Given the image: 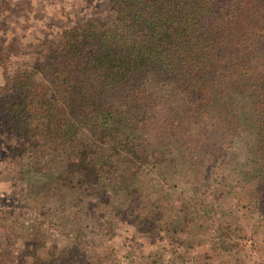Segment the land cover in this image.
Here are the masks:
<instances>
[{
    "label": "trees",
    "instance_id": "obj_1",
    "mask_svg": "<svg viewBox=\"0 0 264 264\" xmlns=\"http://www.w3.org/2000/svg\"><path fill=\"white\" fill-rule=\"evenodd\" d=\"M94 1L0 83L23 155L0 264H113L118 222L170 230L152 196L179 182L199 193L218 173L264 201V0Z\"/></svg>",
    "mask_w": 264,
    "mask_h": 264
},
{
    "label": "rangeland",
    "instance_id": "obj_2",
    "mask_svg": "<svg viewBox=\"0 0 264 264\" xmlns=\"http://www.w3.org/2000/svg\"><path fill=\"white\" fill-rule=\"evenodd\" d=\"M94 4V0H0V83L17 66L37 65L41 39L55 38L57 31L92 12ZM22 156L16 139L0 128V217L8 216V210L19 211L13 190L23 183L18 179L14 187ZM182 171L174 165L165 174L172 178ZM217 175L199 193L179 182L162 196H152L154 208L167 216L170 230L155 227L147 234H134V227L118 222L108 242L115 248L113 264H264V201L244 206L221 187L222 177ZM182 208L189 218L183 217ZM17 248L23 249L20 240L12 249Z\"/></svg>",
    "mask_w": 264,
    "mask_h": 264
}]
</instances>
